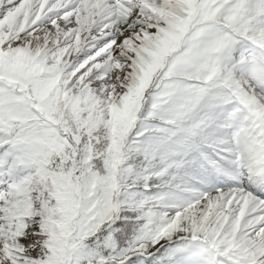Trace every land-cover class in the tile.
I'll return each mask as SVG.
<instances>
[{"label": "snow or ice", "instance_id": "6c2138e0", "mask_svg": "<svg viewBox=\"0 0 264 264\" xmlns=\"http://www.w3.org/2000/svg\"><path fill=\"white\" fill-rule=\"evenodd\" d=\"M0 264H264V0H0Z\"/></svg>", "mask_w": 264, "mask_h": 264}]
</instances>
